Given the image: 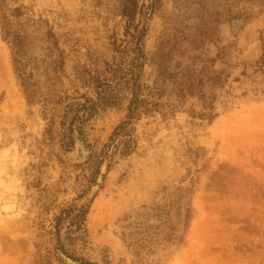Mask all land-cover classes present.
<instances>
[{
	"label": "rangeland",
	"instance_id": "obj_1",
	"mask_svg": "<svg viewBox=\"0 0 264 264\" xmlns=\"http://www.w3.org/2000/svg\"><path fill=\"white\" fill-rule=\"evenodd\" d=\"M57 251L264 264V0H0V264Z\"/></svg>",
	"mask_w": 264,
	"mask_h": 264
},
{
	"label": "trees",
	"instance_id": "obj_2",
	"mask_svg": "<svg viewBox=\"0 0 264 264\" xmlns=\"http://www.w3.org/2000/svg\"><path fill=\"white\" fill-rule=\"evenodd\" d=\"M2 22H3V24H1V31L3 33L5 41L9 44V49L11 52V58H12V62L14 64L15 73L18 77H22L21 70L23 69L22 68V60H24V53H25V42H24L25 35H24V33L17 32L15 29H13L11 27L12 24L9 21H7V18H4ZM192 81L188 82L187 85L184 87L186 90L185 93L196 95L197 92H201V91L196 89L195 84ZM23 83H24V81H23ZM24 85H25L24 90L26 92L27 87H26L25 83H24ZM180 91H181V89H180ZM181 92H183V91H181ZM198 95L200 97H202L201 93ZM205 106L208 109L206 115L210 119L212 116L211 107L209 104L205 105Z\"/></svg>",
	"mask_w": 264,
	"mask_h": 264
},
{
	"label": "water",
	"instance_id": "obj_3",
	"mask_svg": "<svg viewBox=\"0 0 264 264\" xmlns=\"http://www.w3.org/2000/svg\"><path fill=\"white\" fill-rule=\"evenodd\" d=\"M144 1H146V0H139V2H144ZM109 153H111V150L109 151ZM108 157H109V155H107V157H105L102 160L101 164L99 165L98 174L96 176L94 185L90 186L89 191L85 194V196H83L81 199H79V200H77L75 202L76 205H78V206L84 205L93 196L94 192L98 188V184L101 182L102 175L105 173V170H106V167H107V159H108ZM102 163H104V167L103 168H101ZM93 187H94V189L92 190ZM57 255L62 260V262L64 264H80L79 262L74 261L71 258H69L66 255H64L61 251H57Z\"/></svg>",
	"mask_w": 264,
	"mask_h": 264
},
{
	"label": "bare ground",
	"instance_id": "obj_4",
	"mask_svg": "<svg viewBox=\"0 0 264 264\" xmlns=\"http://www.w3.org/2000/svg\"><path fill=\"white\" fill-rule=\"evenodd\" d=\"M5 60V59H4ZM5 65V64H4ZM101 167H104V165H101Z\"/></svg>",
	"mask_w": 264,
	"mask_h": 264
}]
</instances>
